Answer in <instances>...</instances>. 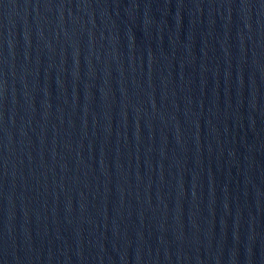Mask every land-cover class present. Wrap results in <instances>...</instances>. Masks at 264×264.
Masks as SVG:
<instances>
[{
  "label": "water",
  "instance_id": "obj_1",
  "mask_svg": "<svg viewBox=\"0 0 264 264\" xmlns=\"http://www.w3.org/2000/svg\"><path fill=\"white\" fill-rule=\"evenodd\" d=\"M0 264H264V0H0Z\"/></svg>",
  "mask_w": 264,
  "mask_h": 264
}]
</instances>
